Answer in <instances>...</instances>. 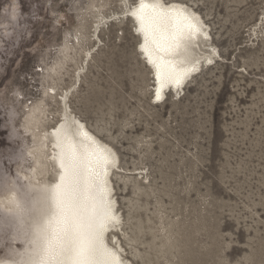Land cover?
I'll list each match as a JSON object with an SVG mask.
<instances>
[{
	"label": "rangeland",
	"instance_id": "rangeland-1",
	"mask_svg": "<svg viewBox=\"0 0 264 264\" xmlns=\"http://www.w3.org/2000/svg\"><path fill=\"white\" fill-rule=\"evenodd\" d=\"M164 1L199 14L211 39L200 47L216 53L158 102L127 19L136 0H0V199H28L32 134L52 130L67 91L118 156L122 230L108 242L125 260L264 264V0ZM35 106L41 123L27 116ZM27 236L0 205V261L18 262Z\"/></svg>",
	"mask_w": 264,
	"mask_h": 264
},
{
	"label": "snow or ice",
	"instance_id": "snow-or-ice-1",
	"mask_svg": "<svg viewBox=\"0 0 264 264\" xmlns=\"http://www.w3.org/2000/svg\"><path fill=\"white\" fill-rule=\"evenodd\" d=\"M184 8L164 0H139L131 13L143 38L141 50L160 85L157 100L166 84H181L188 69L179 68L175 56L200 31ZM78 124L69 121L53 130L56 151L51 159L58 179L29 186L31 247L19 264H126L123 250L110 247L107 235L121 223L108 187L115 153ZM10 203L23 227L26 209L15 198Z\"/></svg>",
	"mask_w": 264,
	"mask_h": 264
},
{
	"label": "bare ground",
	"instance_id": "bare-ground-1",
	"mask_svg": "<svg viewBox=\"0 0 264 264\" xmlns=\"http://www.w3.org/2000/svg\"><path fill=\"white\" fill-rule=\"evenodd\" d=\"M165 2V1H164ZM139 0H136L135 4L133 5V7H130L126 14H127V19H130V21L133 24V27L135 28V33H137L138 39H139V43L138 46L136 48V53H138L140 55V57H142V59H144L146 62H143L145 67H147L150 70V74H151V79L153 80L154 84H152V87L154 88L153 92V98L156 99V90L158 87H160V85L157 82L156 79V73H155V69L153 67L152 64H150L145 56V54L142 52L141 50V44L143 43V38L141 34H138L137 32V24L134 21V19L131 16L132 11L134 10V8L136 7V5H138ZM167 4H176V5H184L185 8V12L189 15H192L193 19L195 21H197L199 23V27H200V31L199 34H197L194 38L190 39L189 41L186 42V44L184 46H182L180 48V50L178 51V53L175 56V59L181 63H178V67L179 68H186L188 69L187 74L185 75V77L183 78L181 84L179 86H177L174 83H169L166 84L162 90H161V98L159 100H157L158 102H160V100L162 98H164V96L166 95L165 92L166 91H173V93H177L176 96L179 97L178 95L182 94V90H184V87L187 85V83H189V81L191 80V78H193V76L196 74H198L204 66H206L207 64L213 63L214 61V56L213 53L215 54L216 52H214L215 49L212 48L211 45H209V49H204L202 50L200 47V44H203L204 46H208V44H205L204 42H202L200 40V38L204 41H210V34L207 32V27H205L202 18L200 17L199 14H197L196 12H194L192 9L188 8L185 4L180 3V2H165ZM198 47L196 49V46ZM139 47V49H138ZM144 57V58H143ZM141 59V58H140ZM143 60V61H144ZM179 92V93H178ZM172 93V92H171ZM67 97V91L65 92V95H61V102H63V110L61 112L60 115V119L58 120V122L56 123V125L52 128V130L50 132H45L44 134H32L35 138L38 139V143L39 146L38 148H36L34 151H30L29 155L31 156V158L34 160V165H33V170L32 172V177H30L31 180H29L27 182L28 187L30 185H35L37 183V181H39L40 183H46V182H41L37 176L41 175L40 173H38V170L42 167H44V173H46L49 169H51L54 173V180L52 182H54L56 179H58V174H59V169L56 166L55 162L51 159L52 155L55 153L56 149L53 148V144L55 143V137L53 136V130L56 128H59L61 125L66 124V122L69 121H78L79 124L77 125V127L79 125H83V128L85 131L89 132L90 135L94 136L98 141H100L102 144L107 145L108 148H110L112 150V152L115 153V159H116V166L115 168H110L109 172V184L108 187L111 189V200L113 201V209L116 215L119 216V211L117 209V199L115 197V193H114V186L112 184V177L113 175L117 174L120 170V166H119V159L118 156L116 154V152L113 150V148L108 145L107 143L102 142L87 126L86 124L81 121L80 119H78L76 116H74L70 111H69V107L67 106L65 100ZM42 111L41 108L39 106H35L32 107L27 116L31 121L34 122H43L44 120L42 119ZM41 117V118H40ZM45 136L47 137L45 139ZM42 148V151L39 152L41 155V158L38 157L37 155H35L36 152L39 151V149ZM41 159V160H40ZM27 176L26 175H22V179H26ZM30 189V188H29ZM11 194L9 196H5L3 199H0V205L1 207H3L6 211H9V209H11V211L14 214H16L17 216V210L15 208V205L10 203V201L15 198V200L19 201L21 203V205L26 209V211L23 213V220H24V225L23 227H21L23 230H25L28 233L27 237H23L22 239H20V243L22 245V251L20 256L18 257L19 261L18 262H13V261H9V260H3L0 261V264H19V262L23 259L27 258V250L31 247L30 244V239H31V235H30V228H29V223H30V213L29 211H27V209L30 208V205L28 203V199L26 200L23 195H19L16 192L12 191L10 192ZM120 217V216H119ZM121 219V217H120ZM121 225L122 223H120V225L117 226L116 229L114 230H110L109 232H111V234H113L112 231H116L117 230H122L121 229ZM111 234H107L108 238L110 237ZM114 239H116V235L114 236ZM117 240V244H118ZM109 243V242H108ZM110 247H113L117 250L122 249L121 244L118 246L116 245H112L109 243ZM122 255V254H121ZM124 259V258H123ZM125 260V259H124ZM126 264H131L128 260H125Z\"/></svg>",
	"mask_w": 264,
	"mask_h": 264
}]
</instances>
